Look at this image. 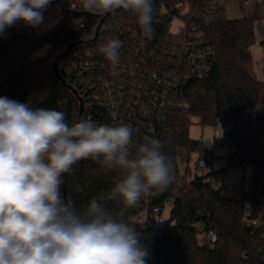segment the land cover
Returning a JSON list of instances; mask_svg holds the SVG:
<instances>
[{"label": "trees", "instance_id": "obj_1", "mask_svg": "<svg viewBox=\"0 0 264 264\" xmlns=\"http://www.w3.org/2000/svg\"><path fill=\"white\" fill-rule=\"evenodd\" d=\"M60 2L52 0L48 8ZM62 2L63 16L39 36L35 37L34 28L22 21L0 36V96L36 108L63 111L69 125L77 122L80 102L64 74L65 62L76 53L86 54L96 48L106 33L123 35L129 42L147 49L157 48L171 34L169 25L174 17L181 16L188 23L199 22L204 8V0H153L155 31L151 39L143 35L136 16L121 9L100 27L98 39L89 42L104 14L84 10L80 0ZM48 8L43 13L44 18ZM202 31L207 44L216 52V62L208 77L190 82L189 93L182 103L167 113L159 140L164 145L162 151L172 159L176 179L163 191L150 192L152 203L158 204L160 211L150 212L143 222H136L135 227L142 244L149 250L148 264H264V235L242 223L247 205L264 210V199L258 197L264 192V81L253 72L250 47L255 41L254 20L228 19L222 11L218 22L202 26ZM73 42L76 44L72 50L59 59L68 87L56 75L54 61ZM46 45H49L48 53L34 57ZM247 108L251 112L245 115L243 111ZM85 112L83 117H86ZM193 116L199 117L201 124L216 126L218 119L223 138L229 140L236 152L243 153L246 164L253 165L252 182L250 186H243L241 198L228 196L216 187L214 171L193 174L190 158L196 152L197 159L200 158L203 151L201 140L189 135ZM143 137L133 133L137 144L143 142ZM179 150L187 159L185 166ZM119 179L118 169L103 167L92 159L81 160L69 174V202L80 212L92 198H97L107 210L115 213L123 205L112 199L110 192ZM170 197L173 209L167 218L168 227L154 237ZM137 211V207L128 209L127 215L136 219ZM201 225L205 230L217 232L214 249L201 244L200 236L205 231Z\"/></svg>", "mask_w": 264, "mask_h": 264}, {"label": "clouds", "instance_id": "obj_2", "mask_svg": "<svg viewBox=\"0 0 264 264\" xmlns=\"http://www.w3.org/2000/svg\"><path fill=\"white\" fill-rule=\"evenodd\" d=\"M52 0H0V36L18 21L36 28ZM91 13H133L146 38L154 35L153 0H80ZM122 42L108 37L99 53L119 64ZM163 142L133 140L127 124H97L90 116L69 125L66 113L0 96V264H148L149 250L127 210L176 179ZM118 169L111 189L115 213L92 198L77 212L62 194L64 175L81 160Z\"/></svg>", "mask_w": 264, "mask_h": 264}, {"label": "built area", "instance_id": "obj_3", "mask_svg": "<svg viewBox=\"0 0 264 264\" xmlns=\"http://www.w3.org/2000/svg\"><path fill=\"white\" fill-rule=\"evenodd\" d=\"M262 2L264 4V0ZM248 3L249 0L244 1V5ZM221 13V0H204L199 22L188 23L183 20L178 32L170 30L171 34L157 48L147 49L143 45L129 42L123 35L106 33L93 50L86 54L76 53L63 64V69L68 82L82 100L86 117L90 116L97 124H127L133 129V133L152 135L159 139L161 130L166 125L167 113L182 103V99L189 93L190 82L204 79L211 73L216 62V52L207 44L202 26L215 25ZM108 37L122 42L120 61L115 69L98 50V46ZM250 112L251 109L247 108L243 114ZM254 113H257L256 109ZM216 121L215 146L226 140L219 120ZM257 139L261 140V137ZM178 155L185 166L187 159L181 150ZM212 163L213 157L197 159V166L202 169L208 168ZM245 164L243 153L236 152L230 145L227 168H245ZM216 173L223 176L225 170L215 171ZM251 182L249 178L234 184L232 188L226 185L219 188L228 196L241 198L243 186H250ZM258 197L264 199V192H260ZM166 204L170 210L173 209L172 197ZM137 210V223H141L150 212H159L160 206L152 203L149 192L141 198ZM242 223L264 235V210L247 205ZM201 228L205 230L204 225ZM203 235L208 248L214 249L218 240L217 232L208 229Z\"/></svg>", "mask_w": 264, "mask_h": 264}, {"label": "rangeland", "instance_id": "obj_4", "mask_svg": "<svg viewBox=\"0 0 264 264\" xmlns=\"http://www.w3.org/2000/svg\"><path fill=\"white\" fill-rule=\"evenodd\" d=\"M62 0L60 3H56L51 5L48 8L47 16L44 18L43 23L34 28V36L37 37L46 30L50 29L56 22L60 20L63 16L62 13ZM228 17H232V13H227ZM183 25V19L181 16H176L172 19L170 23V30L173 33H177L180 26ZM257 28V42L251 45L250 50L253 56V72L257 76L258 79L264 81V16L259 18L256 22ZM260 41H263L261 43ZM49 45H46L40 48L35 54L34 57H43L48 53ZM217 126L215 124H201L200 118L197 116H193L191 118V123L189 127V135L192 139H199L202 142L203 151L201 153V157L203 158H212L213 163L206 169H202L197 166V157L199 154L196 152L190 158L189 164L192 167L193 174L202 175L206 174L209 171H218L225 170L223 176L219 174H215L213 183L216 187H220L221 185H226L229 188H232L234 184L238 182H242L243 180H247L250 178L253 172L252 164H245V168H236V167H228V157L230 150V142L229 140H224L221 145L215 146L214 133ZM233 147V146H232ZM214 150V153L211 154L210 151ZM220 172V171H219ZM170 208L167 205L164 209L162 220H167L169 215ZM206 238L204 235L200 236L201 244H204Z\"/></svg>", "mask_w": 264, "mask_h": 264}, {"label": "water", "instance_id": "obj_5", "mask_svg": "<svg viewBox=\"0 0 264 264\" xmlns=\"http://www.w3.org/2000/svg\"><path fill=\"white\" fill-rule=\"evenodd\" d=\"M121 9H117L115 12L119 11ZM113 12V13H115ZM113 13H107L104 14L103 17L99 20L97 27H96V31H95V35L93 36V38H91L89 40V42H94L96 41L97 37H98V33L100 30V27L104 24V22L113 14ZM76 44V42L71 43L62 53H60L54 61V70L56 75L58 76L59 80L67 85L68 87L70 86L64 79L63 77V69L59 68V59L64 58L74 47V45ZM74 94L77 96V98L79 99L80 102V108H79V114H78V119L77 122H79V120L83 117V103L82 100L79 98L77 92L75 89H72ZM68 178H69V174H65L64 175V184L62 185V194L64 196V198L69 201L68 198V191H67V187H68ZM168 227V221L167 220H161L157 223L155 232H154V237L159 236L162 232H164L166 230V228Z\"/></svg>", "mask_w": 264, "mask_h": 264}, {"label": "crops", "instance_id": "obj_6", "mask_svg": "<svg viewBox=\"0 0 264 264\" xmlns=\"http://www.w3.org/2000/svg\"><path fill=\"white\" fill-rule=\"evenodd\" d=\"M244 1L245 0H221L222 11L228 19L253 18L255 33L254 43H256L258 40L256 22L259 18L264 16V4L262 0H249L248 5H244ZM228 12L232 13V17H228ZM260 42L263 43V41Z\"/></svg>", "mask_w": 264, "mask_h": 264}]
</instances>
